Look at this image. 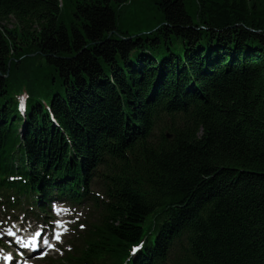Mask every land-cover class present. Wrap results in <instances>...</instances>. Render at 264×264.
I'll return each instance as SVG.
<instances>
[{
  "label": "trees",
  "instance_id": "1",
  "mask_svg": "<svg viewBox=\"0 0 264 264\" xmlns=\"http://www.w3.org/2000/svg\"><path fill=\"white\" fill-rule=\"evenodd\" d=\"M22 85L25 119L10 96ZM171 94L195 109L171 147L118 179L84 254L107 246L120 264L156 219L132 264L182 239L175 264H264V0H0L3 168L34 178L41 165L55 186L82 178L101 137L143 132ZM37 96H53L57 125Z\"/></svg>",
  "mask_w": 264,
  "mask_h": 264
},
{
  "label": "bare ground",
  "instance_id": "2",
  "mask_svg": "<svg viewBox=\"0 0 264 264\" xmlns=\"http://www.w3.org/2000/svg\"><path fill=\"white\" fill-rule=\"evenodd\" d=\"M154 86H156V84H154ZM153 96V95H152ZM31 100H33L32 99V94L30 95V96H28L27 97V106H28V108H29V102L31 101ZM34 101V100H33ZM170 101H171V103L174 105L173 107H184V108H187V106H188V103L187 102H178L177 100H176V98L174 97V95L173 94H171V97H170ZM42 103H44V100L42 99V101H41ZM161 106V105H160ZM158 108H159V106L158 105H153L152 107H151V110H156L157 112H158ZM174 111L175 112H177V110L176 109H174ZM182 116V115H181ZM147 123H149V121L147 122ZM178 133H177V137H178ZM127 137H128V135H127ZM176 137V138H177ZM173 145V143H170V142H167V144H165V147H171ZM101 149H103V146L102 147H100ZM156 155H159V153H157ZM7 166L9 167V164L7 163ZM5 175H7V174H5ZM4 175V176H5ZM23 176L25 177V181L26 182H29V183H31L30 182V180L28 179V178H32L33 177V175L32 174H23ZM50 175L49 174H40L39 173V175L36 177V179H34V180H42V181H46V182H49V180H48V177H49ZM82 179H86V177H84V178H82ZM88 179V178H87ZM79 179H77V181H78ZM12 197H14V196H12ZM51 232H52V230H51ZM151 235H156V233L154 232L153 234L151 233ZM196 235V234H195ZM52 237V235L49 237V238H51ZM145 242H147V241H145ZM146 244V243H145ZM169 256H172V255H169ZM168 264V263H167Z\"/></svg>",
  "mask_w": 264,
  "mask_h": 264
},
{
  "label": "snow or ice",
  "instance_id": "3",
  "mask_svg": "<svg viewBox=\"0 0 264 264\" xmlns=\"http://www.w3.org/2000/svg\"><path fill=\"white\" fill-rule=\"evenodd\" d=\"M21 107H23V105H21ZM54 207H55V206H54ZM55 210L57 211V213H59L62 209H60V208H55ZM63 211H68V210H67V209H63ZM54 223H56L57 225H60V224H61V221H55ZM81 227H83V225H81ZM65 230H66V229H65ZM36 235L38 236V235H40V234H39V233H36ZM55 238H56L57 240L60 239L59 235H56ZM44 243H45L46 245H48L49 247H54L53 245H50V244H49L48 239H44ZM138 247H139V245H137V246H133L132 251L135 252V251L137 250ZM4 258H5L6 260H11V259H12L11 254L5 256Z\"/></svg>",
  "mask_w": 264,
  "mask_h": 264
},
{
  "label": "rangeland",
  "instance_id": "4",
  "mask_svg": "<svg viewBox=\"0 0 264 264\" xmlns=\"http://www.w3.org/2000/svg\"><path fill=\"white\" fill-rule=\"evenodd\" d=\"M15 23H16L15 19L13 17H11L7 24L9 27H12Z\"/></svg>",
  "mask_w": 264,
  "mask_h": 264
}]
</instances>
